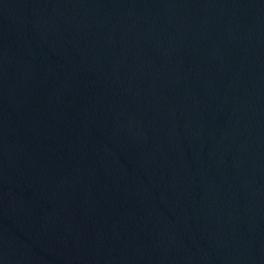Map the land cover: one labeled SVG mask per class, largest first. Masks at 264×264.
I'll use <instances>...</instances> for the list:
<instances>
[{"label": "water", "instance_id": "95a60500", "mask_svg": "<svg viewBox=\"0 0 264 264\" xmlns=\"http://www.w3.org/2000/svg\"><path fill=\"white\" fill-rule=\"evenodd\" d=\"M0 264H264V0H0Z\"/></svg>", "mask_w": 264, "mask_h": 264}]
</instances>
